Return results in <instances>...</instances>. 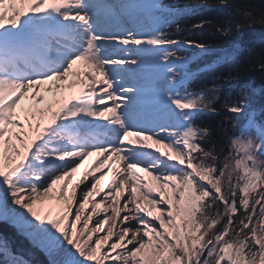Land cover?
<instances>
[{"label": "snow or ice", "instance_id": "obj_1", "mask_svg": "<svg viewBox=\"0 0 264 264\" xmlns=\"http://www.w3.org/2000/svg\"><path fill=\"white\" fill-rule=\"evenodd\" d=\"M218 7L0 0V222L50 264H264V107L238 72L196 84L264 10L179 23ZM0 264L32 262L0 233Z\"/></svg>", "mask_w": 264, "mask_h": 264}, {"label": "trees", "instance_id": "obj_2", "mask_svg": "<svg viewBox=\"0 0 264 264\" xmlns=\"http://www.w3.org/2000/svg\"><path fill=\"white\" fill-rule=\"evenodd\" d=\"M181 2L187 3L190 0H181ZM230 4L232 5L231 8L197 9V14L184 16L179 20V23L185 26L191 25L202 17L210 18L217 23H223L227 19L228 13L234 11L237 6L244 10L251 9L254 15H259L260 11L264 10V0H230ZM193 38L215 42H220L225 39V37L215 34V29L211 27L197 30ZM234 39L239 42L243 49L237 63L235 65L220 66L214 71L202 73L196 81V84L211 86L217 77L226 75L229 72H238L240 73V78L233 83H224L223 90H231L233 95H235L241 85L250 83L257 90V94H254L252 97L253 106L260 109L264 107V92L261 91L264 89V71L255 69L249 71L247 69L250 64L258 66L264 63V27L257 24L251 28H247L241 36ZM193 67L195 68L196 66L193 65ZM221 119H223V116L201 115L198 122L205 125L211 124L215 128L217 122ZM240 119L243 122V117ZM258 119H264V117H258ZM0 233L9 237L12 241V248L15 251L24 253L30 260L36 261L39 264H50L45 254L35 248L23 235L18 234L15 228L7 224V222H0Z\"/></svg>", "mask_w": 264, "mask_h": 264}, {"label": "rangeland", "instance_id": "obj_3", "mask_svg": "<svg viewBox=\"0 0 264 264\" xmlns=\"http://www.w3.org/2000/svg\"><path fill=\"white\" fill-rule=\"evenodd\" d=\"M262 159H264V158H262ZM7 224H9V225H11L12 226V224L10 223V222H7ZM15 230H16V232H17V229L15 228ZM28 240V239H27ZM31 243V242H30ZM32 244V243H31ZM33 245V244H32ZM35 248H37L39 251H41L42 253L44 252L45 253V255H46V257H47V259L49 260V262L51 261V258L48 256V254L45 252V251H43L40 247H38V246H35ZM43 253V254H44ZM33 260H31V262H32ZM213 261H214V257H212V258H209V264H213ZM32 264H39L38 262H36V261H33L32 262Z\"/></svg>", "mask_w": 264, "mask_h": 264}, {"label": "bare ground", "instance_id": "obj_4", "mask_svg": "<svg viewBox=\"0 0 264 264\" xmlns=\"http://www.w3.org/2000/svg\"><path fill=\"white\" fill-rule=\"evenodd\" d=\"M93 160H95V157L92 158ZM106 182V181H105ZM95 219V218H94ZM44 253V252H43ZM45 254V253H44ZM48 256L52 259V257L48 254Z\"/></svg>", "mask_w": 264, "mask_h": 264}]
</instances>
